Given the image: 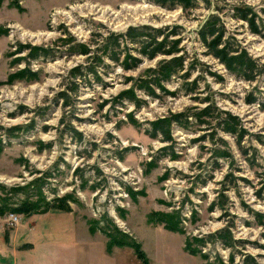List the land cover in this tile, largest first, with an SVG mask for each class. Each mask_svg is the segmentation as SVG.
Returning a JSON list of instances; mask_svg holds the SVG:
<instances>
[{
    "label": "rangeland",
    "instance_id": "rangeland-1",
    "mask_svg": "<svg viewBox=\"0 0 264 264\" xmlns=\"http://www.w3.org/2000/svg\"><path fill=\"white\" fill-rule=\"evenodd\" d=\"M217 36L264 64V0H0V264H264V76Z\"/></svg>",
    "mask_w": 264,
    "mask_h": 264
},
{
    "label": "trees",
    "instance_id": "trees-1",
    "mask_svg": "<svg viewBox=\"0 0 264 264\" xmlns=\"http://www.w3.org/2000/svg\"><path fill=\"white\" fill-rule=\"evenodd\" d=\"M177 1H184V0H177ZM242 19L247 20L248 15L240 16ZM145 30H138L136 28H130L124 35H121L122 37H125L129 40L132 39V41L135 40V37L145 34ZM205 32H203L204 41H207L209 37L214 36L216 33L212 29L210 32H207L205 35ZM116 43V42H115ZM173 43V42H171ZM176 45L172 46V48H166L167 44L164 42L163 44L156 43V46L153 48H150L149 45H146V50L143 52L149 59H154L158 54H164V55H172L175 52H177V45L178 42H175ZM169 45V44H168ZM206 45L208 48L212 49L211 54H213L219 61L224 64V66L234 72L235 74L239 75L240 77L244 78L246 81H255L259 75L264 76V64L259 65L257 64L246 52H240L236 48H230L229 46H226L223 49H219V46L222 45V40H220V37H216L211 42H206ZM170 47V45H169ZM117 54H114L113 59L116 61H119ZM181 59H171L166 62H162L160 65V70L162 71L161 75H170L176 72L175 68L177 66H180ZM157 71V69L155 70ZM154 71V72H155ZM81 74V72H80ZM148 93H151L150 88H145ZM120 100H129L131 102H135V104L139 107V100L136 98V95L133 90H129L127 92H124L119 97ZM255 99L249 100V102H254ZM183 123V122H182ZM152 132L155 137L158 136V134L166 135L169 132L170 126L166 124L165 119L158 120L153 124ZM226 132L234 133L231 131L229 127L224 128ZM151 133V132H150ZM165 139V138H164ZM171 227L170 225H168ZM172 229V228H170ZM209 237L211 239L215 238V240H218L223 247H231L230 242L232 241L235 243V240L231 236L229 230H220L217 231L215 234H211ZM247 258V257H246ZM244 264H256L254 261H250L248 259Z\"/></svg>",
    "mask_w": 264,
    "mask_h": 264
},
{
    "label": "bare ground",
    "instance_id": "bare-ground-1",
    "mask_svg": "<svg viewBox=\"0 0 264 264\" xmlns=\"http://www.w3.org/2000/svg\"><path fill=\"white\" fill-rule=\"evenodd\" d=\"M128 9H129V8H128ZM81 10H82V9H81ZM129 11H131V10H129ZM134 14H136L135 11L132 13V15H134ZM115 15H116V14H115ZM119 26H121V24H120ZM76 30L79 31L78 28H77ZM26 35H27V37H28L29 39H31V40H35L36 42H38V41H40V39H42V35H35V34H33V33H31V34H26ZM43 36L45 37L46 34H43Z\"/></svg>",
    "mask_w": 264,
    "mask_h": 264
}]
</instances>
